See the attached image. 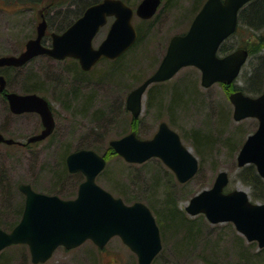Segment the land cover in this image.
<instances>
[{
	"label": "rangeland",
	"instance_id": "obj_1",
	"mask_svg": "<svg viewBox=\"0 0 264 264\" xmlns=\"http://www.w3.org/2000/svg\"><path fill=\"white\" fill-rule=\"evenodd\" d=\"M87 1L88 5L92 0ZM140 1L127 0L134 8ZM205 1L163 0L158 12L150 19H142L135 13L133 22L139 32L138 42L115 65L103 60L93 71H84L74 59L59 60L40 55L24 66L2 68L9 90L37 92L50 100L56 127L49 137L33 146L0 145L1 227L10 231L21 219L25 194L19 185L23 182L41 192L63 198L76 197L82 177L68 170L66 158L74 150L91 148L107 158V165L98 175L97 182L115 196L129 200L127 203L140 200L153 211L160 226L163 248L152 264H264V247L247 240L232 222L212 223L204 214L193 216L186 211L191 197L211 187L221 170H226L230 176L228 190L244 189L253 200L251 187L239 175L247 165L240 167L237 156L247 136L257 129L258 121L253 117L234 118L229 84L215 83L205 87L201 83V70L189 65L171 79L155 85L160 89L157 97L161 94L164 98L161 104L158 103L160 97H154L149 104V91L146 92L137 127L132 125L133 115L126 107L129 92L157 69L171 37L189 28ZM51 2L53 0L41 3L12 0V5L0 3V55L17 54L24 49L27 40L37 33L43 6ZM58 19L55 17L54 23ZM110 21L96 35L95 46L106 37ZM259 32H264V27ZM250 33L240 29L231 42H243L250 35V41L257 42ZM260 45L261 48L250 54L239 78L231 84L245 85L244 74H251L254 64L264 56V45ZM262 83L264 88V77ZM172 96L175 97L171 99ZM171 101L179 102L178 107L172 108ZM221 113L227 116L222 118ZM163 120L179 132L184 144L199 158L200 169L187 182H180L157 157L133 163L118 153L105 152L112 138L131 131L141 138L152 137ZM40 129L37 113L15 114L10 110L8 100L0 95V130L6 136L26 140ZM199 134L209 137L205 139ZM195 136L204 140L197 141ZM254 169L257 172L255 165ZM168 199H173L174 204ZM173 205L185 211L187 218L199 223V233L190 244L189 238L194 237L190 235L183 240L186 232L175 231V225L170 221L169 208ZM200 215L204 218H197ZM5 257L10 258L11 264H35L27 245L5 248L0 253V260ZM38 264L139 263L135 252L115 236L103 248L92 240L72 249L61 246L48 261Z\"/></svg>",
	"mask_w": 264,
	"mask_h": 264
},
{
	"label": "water",
	"instance_id": "obj_2",
	"mask_svg": "<svg viewBox=\"0 0 264 264\" xmlns=\"http://www.w3.org/2000/svg\"><path fill=\"white\" fill-rule=\"evenodd\" d=\"M251 0H206L195 15L189 29L171 37L167 51L158 68L133 88L126 100L127 109L139 117L148 88L157 82L171 79L185 66H196L202 72L201 83L210 87L216 82L231 84L240 75L249 52L238 48L220 55L222 43L237 29L240 9ZM162 0H141L136 8L124 0H100L63 32H52L50 45L43 43L48 22L45 14L37 25V34L30 38L20 54L3 55L0 66L21 67L39 55L55 59L74 57L83 70H90L102 57H120L137 41L138 32L133 23L135 13L150 19L158 11ZM114 17L106 37L96 47L93 40L108 18ZM7 81L0 74V90ZM10 110L15 114L37 112L43 130L29 137V142L48 137L55 128L53 109L47 98L38 93L8 91ZM229 98L234 105V118L255 117L257 130L248 135L238 156V165L255 164L264 178V92L251 95L234 90ZM0 131V143H15ZM110 145L126 161L143 163L160 158L174 171L180 182H187L199 170V159L186 146L180 134L162 121L151 138H140L135 131L110 140ZM70 172L85 176L74 198H63L35 190L30 183L20 184L25 194V205L19 222L12 230L0 227V252L13 244H26L31 260L38 264L47 261L59 246L75 248L86 240L104 247L119 235L138 256L139 264H151L163 247L159 224L151 208L143 201L127 203L122 197L97 183L107 159L94 149L81 148L66 158ZM230 177L221 170L210 188L191 197L186 211L190 215L205 214L212 223L233 222L247 240L264 247V201L253 202L244 189L225 191ZM202 264V263H196Z\"/></svg>",
	"mask_w": 264,
	"mask_h": 264
},
{
	"label": "trees",
	"instance_id": "obj_3",
	"mask_svg": "<svg viewBox=\"0 0 264 264\" xmlns=\"http://www.w3.org/2000/svg\"><path fill=\"white\" fill-rule=\"evenodd\" d=\"M23 1H25V2L31 1L34 3H37V2L41 3L44 0H23ZM79 1L83 2L82 4H84V5H87L86 3H88L87 0H53V2H51L50 4H48L47 6H45L42 9L40 15L44 12L46 19L48 21V30H47L48 32L46 33V36L44 38L45 41L50 40V35L53 31H56V32L64 31L72 23L73 19L81 14V13L78 14V12L81 10L80 7L82 6L81 4H79ZM97 1H99V0H92L88 5L95 3ZM125 1L127 2V0H125ZM195 1L197 3L199 0H195ZM202 1L203 0H201V2ZM78 9H79V11H78ZM50 12H53V14H50ZM57 16L59 17V19L56 23H54L55 22L54 19ZM263 27H264V0H254L252 4H248L246 7H244L241 10L240 18H239L238 31L234 35L230 36L225 42H223V44L221 45V48H220V52L222 54H225L227 52L232 51L233 49H235L237 47H245L249 50L250 54H253V50H256L258 47L259 48L262 47L260 45L261 43L264 45V32H259L260 29H262ZM240 29H246L247 31L251 32L250 34L255 36L254 38L257 39V42L250 41L251 35L249 38H247V39L245 38L243 42H241L239 40H236L237 42H235V41L231 42V40H233V38L238 34ZM137 42H138V39H137L136 43L131 48H133L137 44ZM104 60H107V59H104ZM118 60H120V58L115 59V60H108V61H110V63L114 62V63H112V65H115L119 62ZM251 71L252 72L249 75L246 73L244 74V79L246 82L245 85L236 84L234 86L233 84H229L228 87L232 91L236 90V89H241V90L245 91L246 93H250V94H261V93H263L264 92L263 83H262L263 77H264V56L263 55H262V57H260L258 59V63L254 64ZM160 84H162V82L155 83L148 89V91H149V104H150V102H153L154 97H157V91L159 89L158 88L159 86H155V85H160ZM32 85H35V84H32ZM154 88H156V89L154 90ZM173 97H175V96H172L171 99ZM158 98H159L158 103L161 104L164 98L161 94L158 95L157 99ZM178 103L179 102L171 101L170 106L175 109V107H178L177 106V105H179ZM138 118L139 117H137V118L132 117V125L135 124L137 127V125L139 123ZM136 127L135 128L133 127V130L134 129L136 130ZM200 136L204 137L205 139L209 137V136L206 137V134L200 135ZM195 139L197 141H203L204 140L203 138H202L203 140H198L197 136H195ZM196 146L198 149L199 145L197 144ZM110 151L113 152L114 154L117 153L114 150V148H112L111 146H109L105 152L107 154V152L109 153ZM242 171H243V173H240L239 175H240L242 181L251 187V190H252L251 194L253 195V200L254 201L255 200L264 201V181H263L262 177L254 169V165H252V164L247 165ZM73 175H77V176L80 175V177H82L84 179V175L81 172H77ZM82 178L80 180L83 181ZM5 192H7V189L5 190ZM128 201L129 200L126 199V202H128ZM168 202L170 204H174L173 199H168ZM169 209H170L169 214L171 217L170 221L174 223L175 231H179V230L181 231L182 230V231L186 232V234H184L185 236H183V238H184L183 240H186V238L190 237V235L192 237H194L193 239L189 238L188 243L190 244V242H192L197 237V235L199 233V232H197L198 231L197 229L199 227V223L196 220L187 218L185 215V211L178 209V207H176V205H173ZM197 218L203 219L204 217H203V215H200ZM197 218H194V219H197ZM175 222L178 224H176ZM188 232H189V235L187 234ZM17 245L25 246L24 244H17ZM246 256L244 255L243 257H246ZM0 264H11V260L9 257H5L3 260H0Z\"/></svg>",
	"mask_w": 264,
	"mask_h": 264
},
{
	"label": "flooded vegetation",
	"instance_id": "obj_4",
	"mask_svg": "<svg viewBox=\"0 0 264 264\" xmlns=\"http://www.w3.org/2000/svg\"><path fill=\"white\" fill-rule=\"evenodd\" d=\"M99 1H100V0H99ZM253 1H254V0H253ZM253 1L249 2L248 4H252ZM1 2H2V3L4 2L5 5H12V0H0V3H1ZM97 2H98V1H97ZM95 3H96V2H95ZM92 4H93V3H92ZM248 4H247V5H248ZM90 5H91V4H90ZM90 5H88V6H90ZM247 5H246V6H247ZM246 6H245V7H246ZM43 8H44V6H43ZM243 8H244V7H243ZM200 9H201V8H200ZM200 9H199V10H200ZM241 10H242V9H241ZM43 13H44V12H43ZM80 13H81L80 15H78L77 17H75V18L73 19L72 23H73L75 20H77V19H78L83 13H84V10L81 11ZM110 19H112V21H113V20H114V17H109V18H108V23H109ZM112 21H110L109 28H110V26H111ZM72 23H71V24H72ZM108 23H107V24H108ZM71 24H70V25H71ZM70 25H69V26H70ZM69 26H68V27H69ZM101 28H103V27H101ZM109 28H108V30H109ZM100 30H101V29H100ZM100 30H99V31H100ZM186 31H187V30H186ZM186 31H184V32H182V33H179V34H183V33H185ZM237 31H238V29H237ZM237 31H236V32H237ZM47 32H48V31H47ZM98 33H99V32H98ZM98 33H97V34H98ZM51 34H52V33H51ZM106 35H107V34H106ZM45 36H46V35H45ZM95 37H96V36H95ZM44 38H45V37H44ZM94 39H95V38H94ZM28 40H29V39H28ZM28 40H27V41H28ZM43 42H44L45 44H51V42H52V36L50 35V40H48V41H45V39H43ZM26 43H27V42H26ZM26 43H25V47H26ZM99 44H100V43H99ZM99 44H98V45H99ZM98 45H97V46H98ZM168 45H169V44H168ZM25 47H24V49H25ZM167 48H168V46H167ZM24 49H23V50H24ZM262 49L264 50V47H263ZM23 50H22V51H23ZM22 51H20V52L17 53V54H20ZM166 51H167V50H166ZM17 54H16V55H17ZM3 55H11V54H3ZM3 55H0V57L3 56ZM121 56H122V55H121ZM121 56H120V57H121ZM120 57H117V58H115V59H119ZM67 58L74 59V60L78 61V63L80 64V61H79L78 59L74 58V57H66L65 59H67ZM104 59H107V60H115V59H109V58L102 57V59H101L99 62H97V63H96V64H95L90 70H88V71H93V70H94V67H95L98 63H100L101 61H103ZM80 66H81V64H80ZM4 67L7 68V67H15V66H8V65L0 66V74H1V75H4L5 78H6V81H7V84H6L5 89H4V90H0V95H1L3 98H6V99H7V95H6L7 92H8V91H13V90H9V88H8V80H7V77H6V75L3 73V70H2V68H4ZM81 68H82V67H81ZM157 68H158V67H157ZM82 70H83V69H82ZM84 71H86V70H84ZM154 71H155V70H154ZM29 93H31V92H29ZM35 93H37V92H35ZM46 98H47V97H46ZM7 100H8V99H7ZM49 101H50V100H49ZM8 103H9V102H8ZM50 103H51V102H50ZM9 107H10V106H9ZM51 107H52V104H51ZM52 109H53V107H52ZM24 113H28V112H24ZM32 113H37V112H32ZM53 113H54V109H53ZM21 114H22V113H21ZM37 114L40 116L39 113H37ZM40 120H41V116H40ZM257 121H258V119H257ZM168 124H169V123H168ZM258 125H259V121H258ZM169 126H170V124H169ZM170 127H171V126H170ZM257 127H258V126H257ZM43 128H44V126H43V123H42V120H41V129H40V131H38V132H36V133H33V134L40 133V132L43 130ZM171 128H172V127H171ZM173 129H174V128H173ZM54 130H55V128H54ZM0 131H1V130H0ZM1 132H2V131H1ZM53 132H54V131H53ZM53 132H52V133H53ZM2 133L4 134V132H2ZM52 133H51V134H52ZM33 134H31V135H33ZM51 134H50V135H51ZM4 135H5V134H4ZM31 135H30V136H31ZM50 135H49V136H50ZM30 136H29V137H30ZM49 136H48V137H49ZM5 137H9V136H6V135H5ZM29 137H27L26 140H20V139H15V138H14V139L16 140L15 143H13V144H9V145H19V146H21V147H29V146H33V145H35V144L41 142L42 140H44V139H42V140H39V141L29 142V141H28ZM11 138H13V137H11ZM46 138H47V137H46ZM46 138H45V139H46ZM3 144H8V143H6V142H1V143H0V145H3ZM262 179L264 180L263 177H262ZM225 191H228V190H227V187H225Z\"/></svg>",
	"mask_w": 264,
	"mask_h": 264
},
{
	"label": "bare ground",
	"instance_id": "obj_5",
	"mask_svg": "<svg viewBox=\"0 0 264 264\" xmlns=\"http://www.w3.org/2000/svg\"><path fill=\"white\" fill-rule=\"evenodd\" d=\"M88 8V6L87 5H83V6H81L80 7V9L83 11H85L86 9ZM127 51H125L123 54H122V56L126 53ZM236 90H240V89H236ZM53 115H54V118H55V122H56V117H55V113H53ZM224 116H227V114L225 115L224 113H221V117L223 118ZM233 116H234V112H233ZM55 127H56V124H55ZM81 149V148H80ZM86 149H91V148H86Z\"/></svg>",
	"mask_w": 264,
	"mask_h": 264
}]
</instances>
